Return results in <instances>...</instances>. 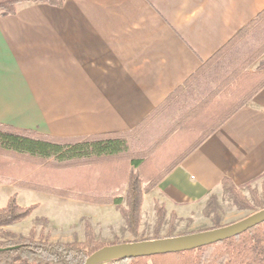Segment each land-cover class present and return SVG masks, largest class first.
<instances>
[{
    "label": "crops",
    "instance_id": "1",
    "mask_svg": "<svg viewBox=\"0 0 264 264\" xmlns=\"http://www.w3.org/2000/svg\"><path fill=\"white\" fill-rule=\"evenodd\" d=\"M63 1L61 8L25 3L15 15L0 16V125L60 140L132 138L162 116L165 144L195 134L189 150L144 195L142 218L156 214V203L169 216L197 214L212 196L229 190L224 179L237 190L264 183V88L209 136L219 122L198 132L197 122L193 128L184 123L198 96L177 94L162 109L264 11V0ZM29 194L38 201L31 205L39 204L29 219L102 212L109 224L114 210Z\"/></svg>",
    "mask_w": 264,
    "mask_h": 264
},
{
    "label": "trees",
    "instance_id": "2",
    "mask_svg": "<svg viewBox=\"0 0 264 264\" xmlns=\"http://www.w3.org/2000/svg\"><path fill=\"white\" fill-rule=\"evenodd\" d=\"M25 3H44L61 8L64 1L0 0V16L15 15L18 6ZM263 26L264 11L242 29L212 60L205 63L178 91L172 94L162 109L170 105L177 94L183 93L187 97L198 96L197 99H200L198 106L183 115L185 125L193 128L198 115L202 117L211 111H219L218 108L221 109L229 103L232 94L231 89L236 84L238 85V81L248 77L255 78L257 75H264V72L252 74L247 69L263 57L264 40L258 42L254 51L243 58L236 67L229 69L232 61L230 57L237 52V48L241 44L249 42L258 27ZM261 68H264V61L261 63ZM217 75H221V78L216 77ZM215 78H218V80L212 87V80ZM263 88L264 77L254 88L239 98L232 110L223 118L218 119V125L206 136L220 128ZM130 137L131 134H105L75 140H60L33 131L0 125V176H4L5 170L9 169L8 162L2 161L3 155L28 157L39 161L53 159L59 164L71 162L103 164L113 162L116 165L119 160L122 161L126 157H131L132 170L128 177L127 209L122 207L120 197L112 198L99 195L106 190H111L109 186L106 188L105 184L103 186L98 183L97 187L88 190L76 186L71 190L90 193L91 198L83 197V201L99 205L109 203L115 205L126 218L130 232L137 236L141 223L144 195L156 189L164 176L158 175L156 179L150 178L147 186H144L142 175L147 158L141 152L137 159H133L128 145V138ZM115 177L117 175L112 176L114 179ZM223 185L233 192L237 190L229 179H224ZM69 191H67L68 193H64V191L53 194L60 197H69L71 196ZM234 193L240 196L238 192ZM38 208L39 205L23 207L18 202V194L12 195L5 208L0 209V230L6 226L24 221ZM156 210L159 217L158 226H160L165 219L166 210L159 204L156 205ZM87 232L86 241L73 243H53L44 239L36 240L34 234L29 238H25L14 233L4 232L3 237L6 242L0 244V264H85L91 255L106 246L94 238L89 228ZM108 264H264V223L237 237L196 250L154 257L116 260Z\"/></svg>",
    "mask_w": 264,
    "mask_h": 264
},
{
    "label": "rangeland",
    "instance_id": "3",
    "mask_svg": "<svg viewBox=\"0 0 264 264\" xmlns=\"http://www.w3.org/2000/svg\"><path fill=\"white\" fill-rule=\"evenodd\" d=\"M262 40H264V26L258 27L249 42L247 41L237 48V52L233 54L234 57H230L232 61L229 69L236 67L243 58L251 54L256 47L255 45ZM263 61L264 55L259 61L250 65L247 68L248 71L252 74H261L264 72L262 70L264 68H261ZM216 77L221 78V75H217ZM263 77L264 75L262 74L257 75L255 78L248 77L238 81V85L236 84L231 89L232 94L228 104L221 109L218 108L219 111H211L197 121L195 128L197 132L202 129L204 130L206 127H210L219 118H223L235 107L239 98L254 88ZM217 80L218 78L212 80V87L216 84ZM164 131L165 121L160 116L150 126H146L137 135L134 134L132 138L128 139V145L133 159H137L141 152L147 158L142 175L144 186H147L148 179L158 178V175L166 167L172 166L175 163L174 160L189 150L197 138L192 133L188 135L184 134L165 144L163 138H161ZM130 158L126 157L122 161L119 160L117 165L113 162L103 164H92L88 162L59 164L53 159L39 161L28 157L3 155L2 161L8 162L9 169L5 170L4 176H0V209L5 208L7 205L8 194H11L9 198L14 194H18L19 204L23 207H29L39 205H31V202L38 201L29 193L37 192L56 196L53 193L64 191V193H68L67 191L76 186H79L80 189H94L98 183L103 186L105 184L106 188L109 186L111 189L100 193V196L120 197L122 199V207L127 209L128 177L132 170ZM113 175H117V177L114 179L112 178ZM25 190L30 191L27 193ZM69 192L71 194L69 197H56L72 199L78 203L84 202L90 204V202L82 200L83 197L87 199L91 198L90 193L87 194L84 191L76 190ZM234 192H238L240 196H237ZM234 192L229 189L219 197L212 196L206 205L199 210V213L188 218L183 219L175 214L169 216L166 212L165 219L160 226H158L159 217L155 207L156 214L153 211L147 212L143 218L141 214V223L137 236H134L130 232L127 220L121 210L109 203L101 204V206H112L117 212V214L114 210H112V213L109 212V224L103 221V213L100 210L98 211L100 214L95 213L94 217L87 215L80 218V214L67 217L66 215L60 214L58 219L51 221L43 213L37 214L32 219H29L32 217L31 215L20 223L2 228L0 230V244L6 242L3 237L4 232L14 233L17 236L25 238H29L34 234L36 240L44 239L53 243L84 242L87 239L88 228L91 230L94 238L106 246L151 241L154 239L172 238L219 229L240 222L264 209V183L239 189ZM77 205L81 206V204ZM82 213L85 214L86 212L83 211ZM116 215L120 220L118 224L113 222V217Z\"/></svg>",
    "mask_w": 264,
    "mask_h": 264
},
{
    "label": "water",
    "instance_id": "4",
    "mask_svg": "<svg viewBox=\"0 0 264 264\" xmlns=\"http://www.w3.org/2000/svg\"><path fill=\"white\" fill-rule=\"evenodd\" d=\"M264 223V209L234 224L219 229L151 241L105 246L85 264H108L116 260L184 253L237 237Z\"/></svg>",
    "mask_w": 264,
    "mask_h": 264
}]
</instances>
